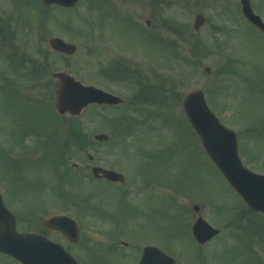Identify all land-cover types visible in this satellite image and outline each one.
Returning <instances> with one entry per match:
<instances>
[{"label": "rangeland", "instance_id": "374dc122", "mask_svg": "<svg viewBox=\"0 0 264 264\" xmlns=\"http://www.w3.org/2000/svg\"><path fill=\"white\" fill-rule=\"evenodd\" d=\"M240 1L79 0L63 11L45 8L41 0H0V151L14 141L10 157L22 159L20 168L11 171L0 164V194L22 206L28 200L40 206L47 197L61 205L72 201L80 208L113 211L123 233L119 236L129 252L136 248V259L137 246L151 241L166 245L176 264H264V217L248 213L227 185L181 105L186 93L203 91L213 114L238 135L243 165L264 174V36L241 16ZM250 5L264 22V0H250ZM198 14L206 21L195 33ZM52 37L76 44L77 51L72 56L52 52ZM30 61L49 63L36 84L21 75L31 69ZM116 61L132 69L123 82L104 74ZM225 66L229 72L219 74ZM57 71L122 97L130 108L132 126L125 132H114L110 124L122 109L89 107L76 118L87 143L67 149L63 163L79 164L77 185L61 178L63 167L57 164L71 125L53 110L50 76ZM136 73L144 84H153L155 97L131 105L140 87ZM24 98L40 102L29 106L36 113L21 105ZM99 133L109 136L108 143L93 141ZM83 151L94 156L93 163ZM93 165L123 173L125 184L90 183ZM143 181L156 186L142 189ZM133 206H149V215L142 218ZM199 217L221 232L205 246L194 244L189 234Z\"/></svg>", "mask_w": 264, "mask_h": 264}, {"label": "water", "instance_id": "95a60500", "mask_svg": "<svg viewBox=\"0 0 264 264\" xmlns=\"http://www.w3.org/2000/svg\"><path fill=\"white\" fill-rule=\"evenodd\" d=\"M42 3L57 5L65 8L74 7L77 0H41ZM242 14L248 21L264 33V26L257 15H253L248 0H242ZM204 17H195L193 29L196 32L204 24ZM49 46L52 50L71 56L76 46L67 44L57 38L50 39ZM208 71V69H206ZM52 77L57 80L54 91V110L60 116L68 113L71 117L79 116L86 106L91 104L118 106L124 101L120 97H114L108 93L93 88L82 86L75 77H71L65 72H55ZM183 109L190 125L200 136L202 147L214 162L216 168L220 170L224 178L231 185L237 194L245 201L248 207L255 212L264 215V176H259L242 167L239 156H237L236 135L227 128H224L218 119L211 113L205 102V94L200 90H193L183 100ZM108 137L98 134L95 141H108ZM90 159H92L90 157ZM95 178H104L113 183H123V174L114 171H106L102 168L92 169ZM197 212V207L194 208ZM14 217L5 209L0 196V252L17 257L24 262V254L16 250L17 247H24L27 235L19 234L15 230ZM192 233L198 243L204 244L217 234L218 230L212 228L199 218L193 227ZM139 264H174V259L165 256L158 249L146 248Z\"/></svg>", "mask_w": 264, "mask_h": 264}, {"label": "flooded vegetation", "instance_id": "af4514ba", "mask_svg": "<svg viewBox=\"0 0 264 264\" xmlns=\"http://www.w3.org/2000/svg\"><path fill=\"white\" fill-rule=\"evenodd\" d=\"M9 144V148H3L11 153L16 146L14 141ZM154 183V181L144 182L141 184L142 189L143 186H156ZM43 200L45 203L36 207L32 206V202H28L30 200H26L25 206L13 204L14 201L11 198L5 200L6 207L15 215L16 230L24 234L36 235L35 243L23 248L24 252H28L26 259L29 264H126L127 258H131V262L128 264H137L140 260L147 245L137 246L139 247L138 258H133L136 248L132 247L129 252L128 243L119 236L123 233L119 231V226L115 221L116 215H113L115 212H107L104 207L80 208L76 204L75 206L72 201H67V205H61L59 201L54 203L52 198ZM133 209L144 218L149 215L150 207L145 206L144 210H140L133 206ZM116 211L120 213V207H117ZM58 216L67 217L69 220L59 218L58 222L47 223L45 226L47 220ZM101 223H110L111 225ZM191 228L190 226L189 234H191ZM102 235L107 238L102 241L95 240L94 236ZM191 238L196 244L192 234ZM48 241L50 244L47 243ZM149 242L148 245L159 247L167 252L166 245L162 247L158 243ZM0 260V264H21L17 259L6 255H0Z\"/></svg>", "mask_w": 264, "mask_h": 264}, {"label": "trees", "instance_id": "16d2710c", "mask_svg": "<svg viewBox=\"0 0 264 264\" xmlns=\"http://www.w3.org/2000/svg\"><path fill=\"white\" fill-rule=\"evenodd\" d=\"M166 42H168V41H166ZM169 44L171 45L172 41ZM175 46L176 45L173 44V47H175ZM180 61H183L185 63L183 57ZM30 63H31V67H30L31 70L29 72V77H31V78L37 77V74L41 70V68L47 69V67L49 65V63H47V62H46L47 67L45 65V62H43V64H41V65H35V64H33L32 61H30ZM187 64L192 69V63L187 62ZM229 69L226 68V66H225L224 68H222L220 70L219 74L224 75L225 72H229ZM106 73H107V75H110L112 77L115 76V79H117V80H125V79H127L128 76L131 75L128 68H125L122 64H118V63H116V65H114L113 68L106 70ZM136 79L138 81L140 79L139 76L138 77L136 76ZM139 98H140V100L150 101L153 99V95H151V91L145 92L144 89H141L135 95V97L133 99L135 100V99H139ZM35 106H36V104H35ZM32 111L36 113L35 109H32ZM130 122H131L130 118H127L126 115L120 114V115H118L115 122H112V125H114L115 129H117L118 131L124 132L125 130L123 129V125L129 126ZM69 134H70L69 138L67 139V141H65V144L62 146V149H61L62 152L66 151V148H69L70 144H73L75 146L77 145L78 147H81V148H83L86 145V143H87L86 136L84 134H82L80 131H78L76 127H71L69 129ZM71 172H72L71 170L66 169L64 174L63 173L60 174L61 178L69 179V181L71 183H74L73 182L74 177H73V174H71ZM66 174L68 176H66ZM60 181H62V179H60ZM62 193H64V192H62Z\"/></svg>", "mask_w": 264, "mask_h": 264}]
</instances>
